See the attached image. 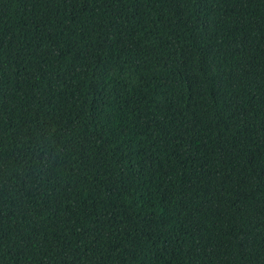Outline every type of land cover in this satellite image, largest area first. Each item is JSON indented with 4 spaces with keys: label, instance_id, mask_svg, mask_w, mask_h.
Here are the masks:
<instances>
[{
    "label": "trees",
    "instance_id": "16d2710c",
    "mask_svg": "<svg viewBox=\"0 0 264 264\" xmlns=\"http://www.w3.org/2000/svg\"><path fill=\"white\" fill-rule=\"evenodd\" d=\"M0 264H264V0H0Z\"/></svg>",
    "mask_w": 264,
    "mask_h": 264
}]
</instances>
